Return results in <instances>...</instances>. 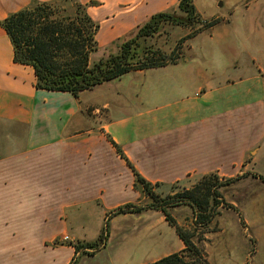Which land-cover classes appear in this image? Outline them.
Segmentation results:
<instances>
[{"label": "crops", "instance_id": "crops-1", "mask_svg": "<svg viewBox=\"0 0 264 264\" xmlns=\"http://www.w3.org/2000/svg\"><path fill=\"white\" fill-rule=\"evenodd\" d=\"M33 1L0 0V20ZM80 1L97 2L88 11L100 25L97 42L105 51L132 37L155 14L181 15V0ZM195 8L201 20L220 22L192 38L182 60L127 74L111 82V91L95 90L97 97L87 103L81 99L84 92L76 98L38 90L32 68L14 62L12 44L0 27V264H58L61 248L70 254L65 264L74 258L77 263L89 249L76 254L61 240L80 227L83 207L107 202V215L133 204L141 189L112 141L156 191L211 173L241 177L233 185L250 181L244 196L264 187V175L251 169L264 161V0H225L209 7L208 15ZM221 27H234L233 47L246 55L239 75L226 72L231 65L217 68ZM204 35L213 47L192 46ZM131 74L132 83L125 84ZM248 213L239 216L257 245L256 236L264 233V204ZM47 225L54 232H46ZM184 248L181 241L177 251L149 263Z\"/></svg>", "mask_w": 264, "mask_h": 264}, {"label": "trees", "instance_id": "trees-1", "mask_svg": "<svg viewBox=\"0 0 264 264\" xmlns=\"http://www.w3.org/2000/svg\"><path fill=\"white\" fill-rule=\"evenodd\" d=\"M193 1H180L181 15L174 12L155 14L132 37L116 43L117 53L96 62L91 61V56L99 49L97 33L100 25L89 14L88 8L97 5V2L84 4L80 0H35L28 7L0 20V27L11 41L14 62L33 69L38 90L65 92L79 98L83 92L92 91L127 74L177 64L182 58L178 46L171 55H167L144 43L159 34L165 23L192 27L203 22L211 28L220 22L213 19L208 24V21L201 20ZM194 37L196 35L189 39ZM112 143L133 169L135 188L141 189L149 199L147 205L138 207L128 203L113 214L140 215L147 210L160 211L185 246L183 250L149 264H211L205 247L200 244L207 241L208 233L213 232L211 225L222 214L221 208L236 210L226 202L222 189L230 187L241 177L221 178L217 173H211L203 176L191 188L163 198L134 169L122 149ZM183 205L192 208L195 214L190 229L181 226L172 213L174 208ZM109 232L110 222L107 221L96 241L72 245L76 254L89 249L91 253H85L92 256L105 248ZM75 263L76 258L71 264Z\"/></svg>", "mask_w": 264, "mask_h": 264}, {"label": "rangeland", "instance_id": "rangeland-1", "mask_svg": "<svg viewBox=\"0 0 264 264\" xmlns=\"http://www.w3.org/2000/svg\"><path fill=\"white\" fill-rule=\"evenodd\" d=\"M224 1L225 0H195V5L201 12L208 15L209 7L219 6V3ZM220 12L227 13L225 9H221ZM212 21L213 20H209L208 24L212 23ZM232 28L221 27L217 29V54H215V56H217V68L222 69L225 66L231 65L226 72L230 75H239L243 71L244 64L242 63L246 55L239 54L238 50L233 47L235 46L233 42L236 39H234L235 32L232 31ZM208 29V25L203 22L192 27H182L165 23L161 32L153 38L148 39L144 45L155 50H160L167 55H171L178 46L180 48L182 60L186 55L184 47L188 45L191 40L189 38L194 35L197 36ZM8 40L11 43L10 39ZM214 45L215 43H211L207 35L200 36L192 42V46L194 47H213ZM117 52L118 46H114V48L109 51H105L103 48L100 50L98 49V51L91 56V61L96 62ZM210 55L212 56L213 54ZM208 60L210 62L215 61L212 58ZM236 64L241 66L236 68ZM212 65L216 69V65H214V63H212ZM31 70L34 74L33 69ZM131 76H134V74L128 75V77L124 79L125 84L132 83ZM111 82L105 83L103 86L101 85L102 87L99 89L97 87V89L92 91L84 92L81 99L84 103H87L92 98L97 97L99 92L111 91L113 87H111ZM95 90L100 91L95 93ZM262 148L264 149V142L262 143ZM251 169L264 175V161H261V159L258 160L256 164L251 165ZM220 177L223 178L222 176ZM195 183H197V181L185 180L168 188L157 189L156 192L164 198L169 195H176L186 188H191ZM249 183L250 181H245L239 185H233L222 189L226 202L237 204L239 208L237 210L221 208V210L224 211L211 225L213 232L208 233L206 235L207 241L200 244L205 247L211 264H246L247 260L249 264H264V233H262V237H257L254 234L256 238H259L256 245L252 237L253 233L250 230L244 232L239 216L242 213L248 215L251 207L255 205L262 206L264 204V196L261 194L263 193L262 190H264V187L259 186V189L255 190V194L252 192L247 196L242 194L245 185ZM256 192H258V194H256ZM148 202V197L142 191L131 201V203L138 207L147 205ZM97 203L88 207V209L83 207L79 213L80 227L74 228L72 232L69 231V233L64 234V236L71 235L72 237L76 235L75 237L79 239L73 240L70 236L72 242L66 241L64 246L75 245L79 242L91 243L96 241L107 221L110 222L109 238L111 241L107 248H101L98 252L96 251L97 253L94 256H88L83 252L82 256L77 259L76 264H145L149 263L154 258L162 257L179 249L181 241L175 229L168 225L162 212L154 210L155 212L145 211L140 215L129 213L115 216L111 213L113 208L105 215V209L110 204L106 202L105 208L103 205H99V202ZM172 213L181 226L188 229L192 228L195 220V214L192 208L183 205L174 208ZM68 217H70V214H68ZM57 221L58 220L53 222L55 231L59 229ZM68 223H72L70 218H68ZM54 230L47 225L46 232H54ZM135 230L136 232H134ZM58 241L59 242H56L57 246L61 244L60 240ZM61 241L65 242L64 239ZM86 252L91 253L89 250ZM56 254L59 257L58 264H65L70 255L67 248L59 249ZM252 257H254V263H252Z\"/></svg>", "mask_w": 264, "mask_h": 264}, {"label": "built area", "instance_id": "built-area-1", "mask_svg": "<svg viewBox=\"0 0 264 264\" xmlns=\"http://www.w3.org/2000/svg\"><path fill=\"white\" fill-rule=\"evenodd\" d=\"M63 239H64V241L72 242L70 236H68V235L64 236Z\"/></svg>", "mask_w": 264, "mask_h": 264}, {"label": "water", "instance_id": "water-1", "mask_svg": "<svg viewBox=\"0 0 264 264\" xmlns=\"http://www.w3.org/2000/svg\"><path fill=\"white\" fill-rule=\"evenodd\" d=\"M220 6H221V4H220Z\"/></svg>", "mask_w": 264, "mask_h": 264}]
</instances>
